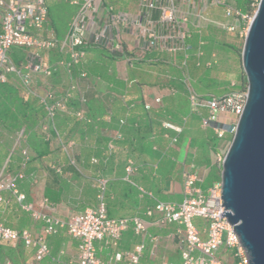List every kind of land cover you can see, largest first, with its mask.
Returning a JSON list of instances; mask_svg holds the SVG:
<instances>
[{"label":"built area","instance_id":"built-area-1","mask_svg":"<svg viewBox=\"0 0 264 264\" xmlns=\"http://www.w3.org/2000/svg\"><path fill=\"white\" fill-rule=\"evenodd\" d=\"M61 1L76 9L62 37L50 24L47 0H0V85L12 78L24 96L34 99L44 109L46 116L38 129L45 142L67 155L70 165L78 167L74 152L76 142L64 141L57 119L70 117L84 124L93 122L88 113V92L94 89L98 79L84 68L88 53L93 49L123 60L130 66L144 64L142 61L149 59L150 55L168 57L169 62L183 73L191 114L200 117L201 127L212 129L218 141L235 135L248 90L236 89L222 99L200 97L188 74V60L191 55L197 59L206 55L202 35L207 29L215 28L245 41L259 1L252 2L247 11L238 6L237 0ZM217 12H221V19L214 17ZM196 37L193 47L190 41ZM15 48L20 49L17 54ZM52 55L57 59L53 60ZM217 63V54L212 52L197 66L212 69ZM58 76L62 77L61 83L55 82ZM232 86L235 87V83ZM168 92L175 95L177 90L171 87ZM162 99L156 98L155 103L162 105ZM151 107L145 104V109ZM227 114L234 115L236 123H224L222 117ZM121 124L125 122L121 121ZM163 127L175 132L172 143H176L182 128L169 122ZM116 138L120 139L121 135ZM15 146L21 152V164L19 170L11 174L4 168L0 169V203L8 204L4 193H10L34 222L43 223V235L35 236L27 229H13L0 221V243H8L13 248L24 245L32 249L34 263L38 264L50 255L47 237L66 229L79 241L78 264H113L98 258L95 243L104 241L106 245L118 248L123 234L132 229L141 238V244L133 252L117 251L113 261L139 263L147 236V223L140 217H108L106 181H101L97 208L86 209L69 220L44 213L28 202L26 195L19 190V183L25 179V170L32 158L24 130L17 133ZM224 157L223 154L217 155L221 167ZM91 162L96 164L98 161L93 158ZM53 169L58 174L63 173L60 165H54ZM137 171L135 161L128 159L124 180L138 189L141 197L154 201V208L146 212L148 217L156 212L161 215L160 225L177 226L182 264H250L234 227L226 216L222 217L227 209L222 206L221 180L205 189V178L192 167L185 168L181 175L182 201L163 202L133 181ZM47 203L45 200L41 206L45 207ZM195 219L203 220L205 225L198 227ZM0 264L13 263L0 257Z\"/></svg>","mask_w":264,"mask_h":264},{"label":"crops","instance_id":"crops-1","mask_svg":"<svg viewBox=\"0 0 264 264\" xmlns=\"http://www.w3.org/2000/svg\"><path fill=\"white\" fill-rule=\"evenodd\" d=\"M149 58L169 62L166 56L150 55ZM120 62L125 63L120 59L112 60L96 49L88 53L85 66L98 79L88 106L93 122L86 125L73 122L78 125L73 131L67 129L69 123L59 129L64 141L76 142L74 152L78 169L70 165L62 150L51 144L40 149V156L30 149L32 158L25 170V179L19 183V190L37 209L69 220L77 213L98 207L101 181H106L108 217H140L147 223V236L138 264H182L177 226L160 225L161 215L156 212L152 217L146 215L149 209L154 208V201L141 197L138 189L125 182L126 162L130 158L135 161L138 171L132 179L138 186L152 192L160 201L178 203L183 198L182 171L192 167L205 178L211 164H202V161L207 159L208 142H211L212 148L214 140L209 131L201 127L200 117L191 114L188 97L185 107L182 109L180 106L181 86L178 89L175 86V95H166L174 84L172 78L178 73L176 67L162 62L126 64V68L134 72H144L142 80L131 78L128 81L120 77ZM105 97L110 104L104 110L96 109ZM158 97L163 98L162 105L155 103ZM145 104H150L151 109H145ZM121 121L125 124L122 125ZM166 122L182 128L176 143H172L175 132L163 127ZM119 134L120 139L116 138ZM3 143L0 141V145ZM3 152H0L1 170L5 169L9 160L2 156ZM93 158L97 159L96 164H92ZM54 165H60L63 173H56ZM216 165L222 170L218 162ZM10 168L6 173H15L19 165L13 160ZM4 198L9 203H0L1 222L13 229L30 230L35 236L43 235V223L34 222L10 193H4ZM45 200L48 203L42 207ZM47 242L50 255L38 264H78L79 241L71 237L66 229L47 237ZM141 242V238L129 229L123 234L118 248L97 241V256L104 263L129 264L126 260L115 263L114 255L119 250L133 252ZM1 246L11 245L0 243L1 259L4 255L13 264H37L34 263L32 249L24 245L17 248L11 246L13 250L9 255Z\"/></svg>","mask_w":264,"mask_h":264},{"label":"water","instance_id":"water-1","mask_svg":"<svg viewBox=\"0 0 264 264\" xmlns=\"http://www.w3.org/2000/svg\"><path fill=\"white\" fill-rule=\"evenodd\" d=\"M248 98L223 163L221 182L229 223L250 264H264V0L242 49Z\"/></svg>","mask_w":264,"mask_h":264},{"label":"trees","instance_id":"trees-1","mask_svg":"<svg viewBox=\"0 0 264 264\" xmlns=\"http://www.w3.org/2000/svg\"><path fill=\"white\" fill-rule=\"evenodd\" d=\"M237 3L238 6L243 11H247L251 7L252 0H243L242 2L237 0ZM47 4L50 12V20H51L50 24L60 36L62 34L60 30L61 23L57 15V11H58L57 9L61 6V4H58L57 2H53V1L51 2L47 1ZM226 35H227L226 32L220 31L215 28L207 29L202 35V38L205 41L204 51L206 55L203 57V59H197L194 55H191V57L188 60V74L192 80V86L194 90L200 97L211 96L217 99H222L226 97L231 91H234L236 89L248 90L247 79L243 72V78L241 82L239 84L235 83L236 85L235 87H233L231 84L232 87L231 86L230 88L228 87V90H226L225 92L224 91L216 92L215 94H211V95L206 93V87H208L210 83L214 85H218L217 83L218 81H216L217 75L215 72L212 73L213 70L210 71L204 68V66L202 65L198 67L197 66L198 62L200 61L202 62L203 60L208 59L210 53L214 52V50L224 51L228 53H230L231 51L238 52L242 60L243 47L238 48L237 46L228 43L226 41ZM196 42H197V37L190 41L193 47L196 45ZM15 53L17 54V51ZM108 57L112 60L116 59L115 57L110 55H108ZM55 59L57 58H53V60ZM179 59L181 60L182 57H179ZM150 60L152 59L149 58L145 61H142V63L145 64L150 62H157V63L162 62L176 67L175 65L171 64L165 59L164 60L159 59L156 61H150ZM137 65H141V63H138ZM84 68L88 71L86 66ZM178 71L182 72L179 69ZM172 80H179L178 83L184 88L183 74H180L179 77H173ZM171 87L176 88L175 85L173 84L170 86V88ZM91 96H92V91L88 92V97L90 98ZM45 116L46 113L44 109L41 106H39L34 99L27 98L26 96H24L21 90L19 89V87L17 86L16 82L12 80V78L6 84L0 85V141L4 142L2 145H0V152H3L2 151L3 149L4 152L1 153L2 156L3 157L6 156L9 159L6 164L5 171H10L11 163L13 160H15L20 167L21 152L19 148L15 147V140L17 137V133H19L22 130H24V133L28 136V143L30 149H33V151L38 156L42 155V151L40 149L41 148L43 149V147L48 146L49 143L44 141L43 136L40 130L38 129V125L45 118ZM70 122H79V121L70 117H60L57 119V126L60 130H62L63 126H66V124ZM82 124L86 125L84 123ZM208 131H209L208 132L209 135L212 136L213 140H215L216 137L214 135L213 130L208 129ZM233 138H234L233 135L226 136L225 142L230 145L231 142L233 141ZM213 143L215 146L216 145L215 141ZM229 147L227 148L225 147L224 149L221 148V150L223 149V151H225L224 155L226 154ZM5 149H6V153H5ZM221 173L222 170L218 169L216 165H210V171L205 177L203 187L207 189L211 185H213V183L220 181ZM1 247L2 249L4 248L6 249L7 252L6 254L11 255V251L13 250L11 246L10 247L1 246ZM2 260L4 261L6 260V257H4V255L2 256Z\"/></svg>","mask_w":264,"mask_h":264},{"label":"rangeland","instance_id":"rangeland-1","mask_svg":"<svg viewBox=\"0 0 264 264\" xmlns=\"http://www.w3.org/2000/svg\"><path fill=\"white\" fill-rule=\"evenodd\" d=\"M53 2H57L58 4H61V6L57 9V15L60 19V23H61V37L62 35L65 34L66 30L68 29V22L70 21L72 15L74 14V12L76 11V9L69 5L66 4L64 2H62L61 0H51ZM240 2H242L243 0H239ZM259 0H252V2H258ZM214 17L221 19L222 18V14L221 12H217ZM226 41L230 44H233L235 46H237L238 48L243 47L244 45V40H238L234 35L232 34H227L226 35ZM243 49V48H242ZM14 50L18 51L20 49L15 48ZM214 52L217 54V59H218V63L216 66H214L212 69H208V70H213L212 73H216L217 75V79L216 81H218V85H214V84H209L208 87H206V93L211 95V94H215L216 92H225L226 90H228V87L230 88L231 84L237 83L239 84L243 78V66H242V60H241V56L238 54V52H234L231 51L230 53L228 52H224V51H216L214 50ZM219 53V54H218ZM56 58V55H52V59ZM126 63L120 62L119 63V73H120V77H122L123 79H127L129 81V79L133 78V79H137V80H142L143 78V73L141 71H133L130 70L128 68H126ZM180 74H183L182 72L178 71V73H176V77H179ZM174 82L173 85H175L177 87V89L181 86L178 82L179 80H172ZM228 81V82H226ZM56 83H61L62 82V77L58 76L55 79ZM231 82V83H230ZM232 87V86H231ZM180 89V97H181V101H180V106L182 107V109L185 107V100L187 99V92L186 90L181 86ZM93 92V90H92ZM169 92L166 91V95H168ZM167 97V96H166ZM103 101H105L106 103H104ZM102 101L101 106L96 105V109H101L104 110L106 106H108L109 103V99H107V97L104 98V100ZM230 115V116H229ZM232 114H227L224 115L222 117V121L224 123H236V118L234 117V115ZM229 116V118L227 117ZM78 125H76L73 122H70L67 125V129H70L71 131L73 130H77ZM216 143V148L215 146H213L211 148V142H208V147H207V152H206V160L203 159L202 164L208 163V165H216L217 164V155L218 154H223L225 153V151H223V149L226 147H229L230 145L228 143L224 141H218V139L214 140ZM213 141V142H214ZM221 148H223L221 150ZM220 152V153H219ZM217 166V165H216ZM203 173V172H202ZM11 203H12V199H11ZM195 224L198 227H203L205 225V222L201 219H195L194 220Z\"/></svg>","mask_w":264,"mask_h":264}]
</instances>
